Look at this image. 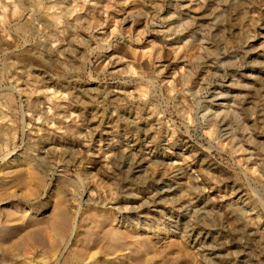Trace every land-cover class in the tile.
Returning a JSON list of instances; mask_svg holds the SVG:
<instances>
[{
  "label": "rangeland",
  "instance_id": "obj_1",
  "mask_svg": "<svg viewBox=\"0 0 264 264\" xmlns=\"http://www.w3.org/2000/svg\"><path fill=\"white\" fill-rule=\"evenodd\" d=\"M0 115V264H264V0H0Z\"/></svg>",
  "mask_w": 264,
  "mask_h": 264
},
{
  "label": "bare ground",
  "instance_id": "obj_2",
  "mask_svg": "<svg viewBox=\"0 0 264 264\" xmlns=\"http://www.w3.org/2000/svg\"><path fill=\"white\" fill-rule=\"evenodd\" d=\"M145 12V11H144ZM198 48H200V47H198ZM202 50V49H201ZM35 57V56H34ZM37 59V58H36ZM24 60L25 61H27V62H29V61H31V59L28 57V56H25L24 57ZM38 60V59H37ZM33 61V60H32ZM39 61V60H38ZM39 65H41V63L39 64ZM179 77V76H178ZM145 79H146V77H144ZM186 78V77H185ZM180 80V79H179ZM185 80V79H184ZM146 82L147 81H149V80H145ZM182 81V80H181ZM185 82V81H184ZM183 84H185V83H183ZM186 85V84H185ZM184 85V86H185ZM177 86V85H176ZM171 92V91H170ZM193 95V94H192ZM193 98V97H192ZM193 100V99H192ZM228 106V105H227ZM231 109V108H230ZM222 110V109H221ZM216 111V110H215ZM218 111V110H217ZM220 111V110H219ZM218 111V112H219ZM235 113V112H234ZM237 113V112H236ZM235 113V114H236ZM259 114V113H258ZM1 116V115H0ZM260 116V115H259ZM213 119V118H212ZM221 121H222V119H221ZM229 121H230V119H229ZM224 122V121H223ZM222 124V123H221ZM215 125V124H214ZM218 125V124H217ZM213 126V125H212ZM225 126V125H224ZM214 127V126H213ZM217 127V126H216ZM227 129V128H226ZM225 129V130H226ZM232 130V129H231ZM227 131H229V130H227ZM221 132V131H220ZM224 132V131H223ZM233 133V132H232ZM227 134V133H226ZM233 135V134H232ZM231 135V136H232ZM221 136H224V135H221ZM220 136V137H221ZM179 137V136H178ZM177 137V138H178ZM234 137V136H233ZM147 144V143H146ZM150 145V144H149ZM187 146V145H186ZM189 148V147H188ZM246 150L247 149H245V151H243V152H246ZM249 151V150H248ZM247 151V152H248ZM246 152V153H247ZM250 157H251V155H249ZM174 158V157H173ZM36 159V158H35ZM112 159V158H111ZM114 159V158H113ZM112 159V160H113ZM139 161V160H138ZM113 162V161H112ZM133 162V161H132ZM36 163V162H35ZM34 163V164H35ZM129 163H130V161H129ZM41 164V163H40ZM39 165V164H38ZM140 165H142V164H140ZM40 166H42V164L40 165ZM130 167H131V169L132 170H137L140 166H139V164H132V165H129ZM25 168V169H24ZM24 168H21V169H16L15 170V173H14V175H13V177H10V178H14V184H21V183H23L24 181H25V179H26V181H27V183H28V185H29V187L27 188V190L30 188V186L33 184V182L32 181H34L35 179H36V182H37V177H36V175H35V173H36V171H35V173H33L32 172V170H31V167H29V166H26V167H24ZM22 169H24V171H26V176L23 174V170ZM183 170V169H182ZM129 171H130V169H129ZM137 172V171H136ZM13 173V172H12ZM38 173V172H37ZM133 175V174H132ZM25 176V177H24ZM8 177V176H7ZM202 178V177H201ZM5 182V181H4ZM35 182V181H34ZM11 183V182H10ZM13 183H11V185L13 184ZM25 184H27L26 182H24ZM13 184V185H14ZM17 184H16V187H17ZM7 185V184H6ZM10 185V184H9ZM22 186H25V185H22ZM33 186H34V184H33ZM2 187H4V186H2ZM15 187V188H16ZM19 187V186H18ZM21 187V186H20ZM19 187V188H20ZM13 188H14V186H13ZM25 188V189H26ZM35 188H36V186H35ZM3 189V188H2ZM6 186H5V189H3L2 191H4V192H6ZM26 190V191H27ZM31 190H32V188H31ZM29 191V193H31L32 191H34V190H32V191ZM1 191V192H2ZM168 192V191H167ZM10 193V192H9ZM28 194V193H27ZM0 195H1V193H0ZM5 196H6V193L4 194ZM23 195V194H22ZM24 195H25V193H24ZM32 195V194H31ZM1 197V196H0ZM244 199H246V198H244ZM151 201V200H150ZM154 201V200H153ZM155 202V201H154ZM243 202V201H242ZM58 203H60L59 204V206H58V204H57V206H56V212H55V214L51 217V218H49V230L52 232L51 233V235L52 234H54V235H52L54 238L56 237V236H62L65 232H66V230H68L67 229V227H68V217L69 216H67V214H66V212L61 208L62 206H60L61 205V203L62 202H58ZM153 203V202H152ZM158 203V202H157ZM148 204V203H147ZM63 205V204H62ZM149 205V204H148ZM153 206V205H152ZM155 206V205H154ZM250 207V206H249ZM150 208V207H149ZM148 209V208H147ZM193 209V208H192ZM185 210V209H184ZM195 210V209H194ZM199 210V209H198ZM12 211V210H11ZM177 211V210H176ZM192 211V210H191ZM179 212V211H178ZM12 213V212H11ZM91 213V212H90ZM94 213V212H93ZM100 213V212H99ZM137 213H139V212H137ZM142 213V212H141ZM204 213V212H203ZM195 214V213H194ZM6 215V214H5ZM11 215V214H10ZM89 215V214H88ZM6 218H7V216H5ZM13 217V216H12ZM5 218V219H6ZM143 218V217H142ZM89 219V217L87 218V220ZM94 219V218H93ZM101 221V220H100ZM10 222V221H9ZM81 222V221H80ZM88 222V221H87ZM196 223V222H195ZM2 224H4V223H2ZM7 224V223H6ZM102 224V223H101ZM100 226V225H99ZM46 227V226H45ZM100 227H102V226H100ZM185 227H186V225H185ZM202 227V226H201ZM99 228V227H98ZM206 228V227H205ZM45 229V228H44ZM97 229V228H96ZM207 229V228H206ZM32 230V229H31ZM92 229H90V231H91ZM28 231V230H27ZM26 231V232H27ZM105 231V230H104ZM36 232V231H35ZM88 232H89V230H88ZM100 232H102V231H100ZM106 232H109L108 230L106 231ZM190 232V231H189ZM41 233V232H40ZM50 233V232H49ZM123 233V232H122ZM28 234V233H27ZM42 234V233H41ZM188 234H190V233H188ZM117 235V234H116ZM39 236V235H38ZM113 236V235H112ZM112 236L110 237L109 235H107L106 233L105 234H103V233H97V232H95V230L93 231L92 230V232H89L87 235H85L84 234V237L82 238V240H81V244H79V246L81 245V249H78L76 252H77V254L80 256V261H81V257H85L86 258V255H87V250L89 249H87L86 250V248H87V246L88 245H86L87 244V242H89V240L91 239V240H93L94 242H97V243H100V244H103V246H107L109 249H113V250H118V252L119 251H121L123 248H124V245L122 244L123 243V241H122V243L119 241H116V240H113V241H111V238H112ZM25 237H26V235H25ZM63 237V236H62ZM61 237V238H62ZM78 237V236H77ZM127 237V236H126ZM16 238V237H15ZM59 238V237H58ZM79 238H80V236H79ZM119 238H120V236H119ZM115 239V238H114ZM9 240V239H8ZM27 241H26V244L28 243V246H30L31 245V247L33 246V245H37V243H40L42 240H38L37 239V237H35L34 235H29L28 237H27V239H26ZM45 240H46V238H45ZM53 240V239H52ZM130 240H132V239H130ZM23 241V240H22ZM61 241V240H60ZM140 241V240H139ZM21 242V241H20ZM25 242V241H24ZM33 242V243H32ZM51 242V241H50ZM53 242V241H52ZM63 242V241H62ZM77 242V241H76ZM94 242H93V244H94ZM22 243V242H21ZM31 243V244H30ZM92 243V242H91ZM30 244V245H29ZM140 244V243H139ZM21 245V244H20ZM38 245H40V244H38ZM37 245V246H38ZM130 245V244H129ZM142 245V244H141ZM140 245V246H141ZM146 245V244H145ZM12 246V245H11ZM21 246H23V245H21ZM42 247H43V245H41ZM78 246V247H79ZM20 247V246H19ZM34 247V246H33ZM49 247H50V244H49ZM89 247V246H88ZM99 247V246H98ZM111 247V248H110ZM7 248V247H6ZM15 248V247H14ZM13 248V249H14ZM24 248V247H23ZM30 248V247H29ZM41 248V247H40ZM45 248V247H44ZM53 248V247H52ZM104 248V247H103ZM107 248V249H108ZM126 248V247H125ZM133 248V247H132ZM34 249V248H33ZM58 249V248H57ZM107 249H106V251H107ZM139 249V248H138ZM143 249V248H142ZM113 250H111V251H113ZM124 250V249H123ZM140 250H141V248H140ZM147 250H148V248H147ZM152 250V249H151ZM10 251V250H9ZM28 251V250H27ZM30 251L31 250H29V253H30ZM53 251V250H52ZM51 251V252H52ZM98 251V250H97ZM125 251V250H124ZM149 251V250H148ZM157 251V250H156ZM19 252V251H18ZM33 252V251H32ZM50 252V253H51ZM54 252V251H53ZM89 252H90V250H89ZM101 252V251H100ZM108 252V251H107ZM139 252V251H138ZM147 252V251H146ZM160 252V251H159ZM164 252V251H163ZM14 253V252H13ZM26 253V252H25ZM56 253V252H55ZM103 253V252H102ZM105 253V252H104ZM113 253V252H112ZM162 253V252H161ZM211 253V252H210ZM22 254V253H21ZM34 254V253H33ZM52 254V253H51ZM75 254V253H74ZM98 254V253H97ZM120 254V253H119ZM141 254V253H140ZM147 254V253H146ZM12 255V254H11ZM50 255V254H49ZM244 255V254H243ZM45 256V255H44ZM92 256L93 257H95L94 256V254H92ZM91 255L90 256H88L87 258L89 259V257L91 258L92 257ZM116 256V255H115ZM253 256V255H252ZM3 257V256H2ZM23 257V256H22ZM21 257V258H22ZM31 257V256H30ZM45 257H47V256H45ZM51 257V256H50ZM75 257V256H74ZM138 257H140V256H138ZM151 257V256H150ZM242 257V256H241ZM78 258V257H77ZM248 258V257H247ZM250 258V257H249ZM70 259V258H69ZM87 259V260H88ZM149 259V258H148ZM253 259H255V258H253ZM24 260V259H23ZM30 260V259H29ZM37 259H35V261H36ZM39 260V259H38ZM46 260V259H45ZM45 260H44V262H45ZM48 260V259H47ZM76 260H78V259H76ZM83 260V259H82ZM104 260H106V259H104ZM124 260V259H123ZM150 260V259H149ZM181 260V259H180ZM252 260V259H251ZM9 261V260H8ZM16 261V260H15ZM43 261V260H42ZM140 262H141V260H139ZM139 261H136V263L137 262H139ZM38 262V261H37ZM43 262V263H44ZM62 262V261H61ZM68 262V261H67ZM11 263V262H10ZM9 263V264H10ZM25 263V262H24ZM35 263V262H34ZM75 263V262H74ZM96 263H97V261H96ZM108 263V262H107ZM120 263V262H119ZM144 263V262H143ZM257 263V262H256ZM19 264V263H18ZM22 264V263H21ZM27 264V263H26ZM138 264V263H137ZM145 264V263H144Z\"/></svg>",
  "mask_w": 264,
  "mask_h": 264
}]
</instances>
